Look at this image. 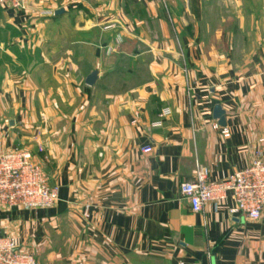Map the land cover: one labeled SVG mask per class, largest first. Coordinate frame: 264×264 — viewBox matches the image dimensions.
I'll use <instances>...</instances> for the list:
<instances>
[{
  "label": "crops",
  "instance_id": "1",
  "mask_svg": "<svg viewBox=\"0 0 264 264\" xmlns=\"http://www.w3.org/2000/svg\"><path fill=\"white\" fill-rule=\"evenodd\" d=\"M16 148L59 189L51 209L0 207L36 264H264V213L231 196L194 213L179 192L198 167L219 182L264 161V0L0 4V153Z\"/></svg>",
  "mask_w": 264,
  "mask_h": 264
},
{
  "label": "built area",
  "instance_id": "2",
  "mask_svg": "<svg viewBox=\"0 0 264 264\" xmlns=\"http://www.w3.org/2000/svg\"><path fill=\"white\" fill-rule=\"evenodd\" d=\"M23 0H0L20 9ZM220 130L227 138V129ZM150 153L151 149H144ZM180 195L189 202L194 213L202 211L209 203H221L231 196L234 201L233 215L250 221H258L264 213V161L260 155L245 169L229 175L219 182L209 181V172L198 167L191 182L180 185ZM59 189L48 183L42 169L34 162L30 152L12 149L0 153V207H20L24 210H45L56 206ZM0 264H36L35 257L17 249L10 237L0 238Z\"/></svg>",
  "mask_w": 264,
  "mask_h": 264
},
{
  "label": "water",
  "instance_id": "3",
  "mask_svg": "<svg viewBox=\"0 0 264 264\" xmlns=\"http://www.w3.org/2000/svg\"><path fill=\"white\" fill-rule=\"evenodd\" d=\"M62 11H58L56 14H60ZM97 79V72L93 71L85 81V84L89 87L93 86ZM225 112L221 109L219 105L214 106L212 111V119L216 121L217 125L221 128L225 127Z\"/></svg>",
  "mask_w": 264,
  "mask_h": 264
},
{
  "label": "rangeland",
  "instance_id": "4",
  "mask_svg": "<svg viewBox=\"0 0 264 264\" xmlns=\"http://www.w3.org/2000/svg\"><path fill=\"white\" fill-rule=\"evenodd\" d=\"M136 2H142V1H145V0H134ZM57 205V204H56ZM14 240V239H13Z\"/></svg>",
  "mask_w": 264,
  "mask_h": 264
}]
</instances>
